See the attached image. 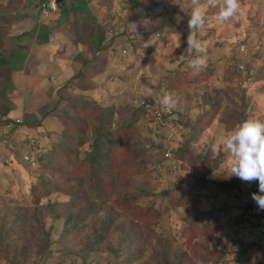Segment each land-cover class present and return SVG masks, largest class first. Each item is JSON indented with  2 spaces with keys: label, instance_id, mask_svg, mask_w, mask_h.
<instances>
[{
  "label": "rangeland",
  "instance_id": "obj_1",
  "mask_svg": "<svg viewBox=\"0 0 264 264\" xmlns=\"http://www.w3.org/2000/svg\"><path fill=\"white\" fill-rule=\"evenodd\" d=\"M240 3L229 22L207 10L197 75L191 0H92L43 20L58 42L33 62L42 82L3 91L0 73V264H264L258 182L211 151L264 119V0Z\"/></svg>",
  "mask_w": 264,
  "mask_h": 264
},
{
  "label": "clouds",
  "instance_id": "obj_2",
  "mask_svg": "<svg viewBox=\"0 0 264 264\" xmlns=\"http://www.w3.org/2000/svg\"><path fill=\"white\" fill-rule=\"evenodd\" d=\"M189 7L186 53L190 54L187 59L193 75H197L207 64L206 49L197 38L205 27L207 10L217 8L215 19L221 23L229 22L239 18L241 3L240 0H191ZM174 35L179 47V34ZM159 102L169 110L179 105L178 98L172 93H165ZM211 151L214 154L220 151L227 153L228 176H235L246 183L258 182L259 191L252 193L251 198L258 209L264 210V119L250 117L239 122L226 133L222 141L211 144Z\"/></svg>",
  "mask_w": 264,
  "mask_h": 264
},
{
  "label": "crops",
  "instance_id": "obj_3",
  "mask_svg": "<svg viewBox=\"0 0 264 264\" xmlns=\"http://www.w3.org/2000/svg\"><path fill=\"white\" fill-rule=\"evenodd\" d=\"M91 1L59 0V11L50 18L71 13L86 14ZM0 19L7 21L0 26V54L11 57L14 66L10 73L13 89L30 91V85L42 82L45 74L40 67L32 71L33 62L42 60L40 53L58 42V34L43 21L35 0H0Z\"/></svg>",
  "mask_w": 264,
  "mask_h": 264
},
{
  "label": "built area",
  "instance_id": "obj_4",
  "mask_svg": "<svg viewBox=\"0 0 264 264\" xmlns=\"http://www.w3.org/2000/svg\"><path fill=\"white\" fill-rule=\"evenodd\" d=\"M37 6L39 7L41 17L43 19H48L51 15L56 14L59 11V0H37ZM166 112L170 114L168 109H166ZM162 113H165L163 109L155 110V115L158 119L161 118ZM254 230L261 237H264V223L254 224Z\"/></svg>",
  "mask_w": 264,
  "mask_h": 264
},
{
  "label": "trees",
  "instance_id": "obj_5",
  "mask_svg": "<svg viewBox=\"0 0 264 264\" xmlns=\"http://www.w3.org/2000/svg\"><path fill=\"white\" fill-rule=\"evenodd\" d=\"M88 63L87 59H83L79 64L76 60L71 62V67L78 71L77 76L80 74L84 68V66ZM14 70V66L12 64L11 57L0 54V73L5 77V84L2 87L3 91H9L13 89V84L11 81L10 73ZM66 84V83H65ZM39 124V121L36 122V125Z\"/></svg>",
  "mask_w": 264,
  "mask_h": 264
}]
</instances>
